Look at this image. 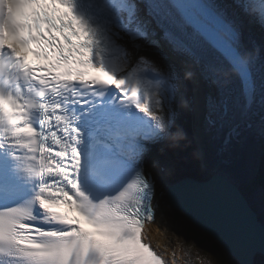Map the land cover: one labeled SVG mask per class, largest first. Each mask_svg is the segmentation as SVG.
<instances>
[{
    "label": "snow or ice",
    "instance_id": "snow-or-ice-1",
    "mask_svg": "<svg viewBox=\"0 0 264 264\" xmlns=\"http://www.w3.org/2000/svg\"><path fill=\"white\" fill-rule=\"evenodd\" d=\"M230 7L0 0V264H164L142 237L157 195L145 157L149 145L186 137L175 100L195 75L165 63L164 49L216 87L204 100L207 128L228 127L227 141L238 121L258 117L264 138V80L254 73L262 49L242 45L240 25L247 17L264 29V7ZM26 52L46 63L31 66ZM212 54L220 66L206 59ZM224 63L239 80L235 99ZM89 68L114 84L90 79ZM261 239L264 247V224ZM216 255L222 264H253Z\"/></svg>",
    "mask_w": 264,
    "mask_h": 264
},
{
    "label": "bare ground",
    "instance_id": "bare-ground-1",
    "mask_svg": "<svg viewBox=\"0 0 264 264\" xmlns=\"http://www.w3.org/2000/svg\"><path fill=\"white\" fill-rule=\"evenodd\" d=\"M247 2L252 5L253 9L257 7L255 0H247ZM241 19L243 21V25H245V20L247 19V17H242ZM244 28L249 29V25L244 26ZM259 29L260 33H264L263 29H261L260 27ZM245 32L246 31L244 29L241 32V43L246 49H252L243 38V34ZM167 51L168 54H166H170L168 56L170 59L180 64V66H182L184 69L186 68L187 70H190L195 74L191 79L194 89L192 90V92L194 91L195 93V101L193 97L192 106L196 116L200 118L204 113L203 105L204 100L207 97L206 92L208 91L210 95L215 96L217 94V89L213 86L212 90L211 85L201 77V68L198 65H194L191 62L185 64L183 57L171 53L168 49ZM260 56L261 59L257 61L254 68L258 82L260 80H264V52L260 53ZM206 59L208 61L217 63L218 66L221 65L220 59L217 58V56H215L214 54L209 55ZM222 67L223 70L227 71V67L225 64H223ZM229 74L232 76L231 72H229ZM226 78L231 80V83L227 85V87L231 90L232 98L235 99L237 96H239V87L237 80L235 78L232 79L228 76H226ZM210 91H213V93H211ZM257 99H259V97H257ZM247 123H250L252 127H246ZM257 123L258 117H254L249 121H238L239 127L237 129V133L232 134L231 139L227 141L225 138L226 136H228L230 131L228 127H225L223 129H209L205 126V130L201 131L199 126V131L195 135V137H197V140L200 144L201 157L204 161L205 169L207 170L206 175H203L204 179L210 177L214 173H220L230 178L243 192L246 193L250 204L255 206L258 215L264 219V205L262 204V198H264L263 193H260L259 190L256 192L253 191L251 193L245 189V186H247L248 184H252L259 165L260 157L262 155L261 146L264 144V138H262V140H259L258 138V132L256 131ZM150 147L153 148V146H149V148ZM169 163L159 159H155V162L153 164L154 167L153 165H149L157 181L156 197H158L159 200L163 202H165L166 192L172 184L169 183L168 175L170 171H172L174 164L173 161H170ZM168 209L173 210V208L169 207L165 203L164 209L156 211L154 220L146 225V227H144L143 237L146 243H148L150 247L154 249L155 252L163 259L165 264H184L183 261L186 260V256L183 255L182 259L179 257V255L182 253L181 250L177 255H172L168 248L160 246V244H157L155 239L151 237V230H156L158 228V224L162 221L163 215L167 212ZM181 214H183V212H181Z\"/></svg>",
    "mask_w": 264,
    "mask_h": 264
},
{
    "label": "water",
    "instance_id": "water-1",
    "mask_svg": "<svg viewBox=\"0 0 264 264\" xmlns=\"http://www.w3.org/2000/svg\"><path fill=\"white\" fill-rule=\"evenodd\" d=\"M165 203L183 212L190 224L214 240L233 260L247 259L254 264L257 255L264 258V221L244 192L225 175L214 173L201 180L181 178L168 188Z\"/></svg>",
    "mask_w": 264,
    "mask_h": 264
},
{
    "label": "rangeland",
    "instance_id": "rangeland-1",
    "mask_svg": "<svg viewBox=\"0 0 264 264\" xmlns=\"http://www.w3.org/2000/svg\"><path fill=\"white\" fill-rule=\"evenodd\" d=\"M166 53L168 54V51L167 49H164L163 54L167 57L165 63L173 64L181 71V75H183L184 68L174 60L170 59L168 57L170 54L167 55ZM186 84L191 89V99L193 100L194 97V101H195V93L194 91L192 92V90L194 89L191 79L187 80ZM211 89L213 90L212 85H211ZM181 91H182V95H178L175 100L176 109L180 113L179 119L177 121L178 125H180L181 122L182 123L185 122L184 117H186V113H187L186 109L182 105V101L183 99L185 100L186 97L185 96L186 93H184L185 92L184 84L182 86ZM210 92L213 93V91ZM206 95L207 96L210 95L208 91L206 92ZM192 100H190L191 110L187 114L192 116V118L189 120V123L190 124L192 123L191 127L193 130V139L195 143H197L198 145L197 150L199 154L198 156L199 166L198 168L189 166L188 168L185 167L176 170L175 164L173 162L174 167L168 175L169 176L168 180L170 184L173 181H175L177 177L182 178V176L184 175L183 173L189 169H191L193 173L194 172L197 173L200 179H203L204 178L203 175H206L207 173V170L205 169L204 161L202 160L201 157L200 144L197 140V137H195V135L199 131L198 127L200 126V130L204 131L205 125L203 121V116H201L200 118L196 116L195 111L193 110ZM174 141H175L174 139L169 138L166 142L162 144L149 145V146H153V148L150 147V151L145 157V160L147 161L148 165H153L155 159H159L168 163L170 161L172 162L171 157L167 155V152L165 150L166 147H169ZM261 152L263 154L262 150ZM250 185L251 184L245 186V189L247 188L249 192L252 193L253 189H251L252 187H249ZM262 204L264 205V200L262 201ZM151 237H153L157 242V244L158 243L160 244V246L164 248H168L172 255H177L181 250L182 253L179 255V257L182 259L183 255L186 256V260L183 261L184 264H222L221 258H219L216 254L226 253L214 240H212L209 236L205 235L201 231L199 232L198 229H196L192 224H190L189 221L184 216V214H181L180 211L175 209L173 210L168 209L167 212L164 213L162 221L158 224V228L156 230L155 229L151 230ZM260 260L261 258L258 260V262H260Z\"/></svg>",
    "mask_w": 264,
    "mask_h": 264
},
{
    "label": "trees",
    "instance_id": "trees-1",
    "mask_svg": "<svg viewBox=\"0 0 264 264\" xmlns=\"http://www.w3.org/2000/svg\"><path fill=\"white\" fill-rule=\"evenodd\" d=\"M187 81V80H186ZM186 81H184V90L186 93V97L183 104V107L186 109L187 113L190 112L191 106H190V100L191 99V89L186 84ZM186 113V117H184L185 122L180 124V126L183 128L184 132L186 133V137L183 139L175 140L169 147H166L167 155L171 157L173 160L176 170H179L180 168H188L189 166H193L195 168H198L199 166V157H198V148L197 144L195 143L193 139V130H192V123H189V120L192 118L191 115H188ZM263 154L260 159L258 173L255 176L253 180V188H261L264 195V148H262ZM184 177H195L197 179H200L197 173H193L191 169L185 171L183 173ZM181 179V177H177L175 181ZM173 181V182H175ZM172 182V183H173ZM261 258L260 262L258 260ZM254 264H264V258L262 256L257 255L255 257Z\"/></svg>",
    "mask_w": 264,
    "mask_h": 264
}]
</instances>
